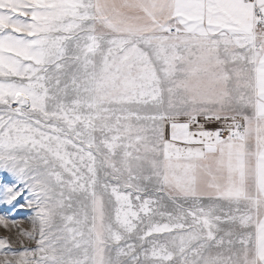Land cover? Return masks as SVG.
<instances>
[{
	"label": "snow or ice",
	"instance_id": "1",
	"mask_svg": "<svg viewBox=\"0 0 264 264\" xmlns=\"http://www.w3.org/2000/svg\"><path fill=\"white\" fill-rule=\"evenodd\" d=\"M0 208V264H264V0H0Z\"/></svg>",
	"mask_w": 264,
	"mask_h": 264
},
{
	"label": "rangeland",
	"instance_id": "2",
	"mask_svg": "<svg viewBox=\"0 0 264 264\" xmlns=\"http://www.w3.org/2000/svg\"><path fill=\"white\" fill-rule=\"evenodd\" d=\"M6 209L0 208V212H5ZM31 215L28 211H22L16 213L14 216H10L9 219H15V220H22L23 221V227L30 228V222L28 220V217ZM16 235H17V229H7L4 226L0 225V237L7 236L11 242H13V245L15 247H19V244L16 242ZM27 242V241H26Z\"/></svg>",
	"mask_w": 264,
	"mask_h": 264
},
{
	"label": "crops",
	"instance_id": "3",
	"mask_svg": "<svg viewBox=\"0 0 264 264\" xmlns=\"http://www.w3.org/2000/svg\"><path fill=\"white\" fill-rule=\"evenodd\" d=\"M216 126H218V125H216L214 123H209L206 125L207 128H215Z\"/></svg>",
	"mask_w": 264,
	"mask_h": 264
}]
</instances>
